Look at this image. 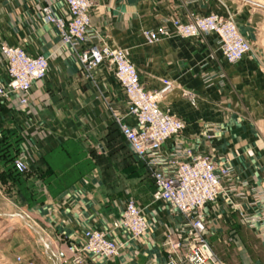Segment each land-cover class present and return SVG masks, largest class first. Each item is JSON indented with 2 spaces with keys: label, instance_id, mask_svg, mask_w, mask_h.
<instances>
[{
  "label": "crops",
  "instance_id": "1",
  "mask_svg": "<svg viewBox=\"0 0 264 264\" xmlns=\"http://www.w3.org/2000/svg\"><path fill=\"white\" fill-rule=\"evenodd\" d=\"M93 1L92 41L124 49L149 90H159L164 79L174 81L162 105L186 121L179 136L184 145L212 155L219 164L231 162L240 180L264 190V9L242 0ZM53 2L58 13H66L61 0ZM211 12L235 13L239 29L257 50L229 63L216 33L165 37L154 43L143 34L175 18L187 21ZM0 41L49 58L44 79L26 93L0 98V140L14 144L9 136L18 137L12 163L19 158L28 166L23 185L33 197L21 199L22 204L66 254L58 258L50 250L52 255L42 262L72 264L68 247L81 244L87 228H107L120 216L124 200L133 196L146 208L149 232L134 239L113 232L119 240H128L119 256H88V264H168L174 255L169 242L185 237L189 222L152 202L154 180L145 164L133 157L111 116V104L123 109L126 103L113 73L102 68L95 81L88 79L73 47L42 18L37 0H0ZM5 71L0 52V81ZM185 90L195 94V103L183 95ZM208 125L217 127L212 140L206 136ZM113 126L115 135L110 134ZM122 148L135 173L122 168L116 178L104 175L101 159L109 152L122 153ZM237 203L246 206L243 199ZM205 212L206 236L221 258L228 264H264V237L242 222L234 206L220 199Z\"/></svg>",
  "mask_w": 264,
  "mask_h": 264
},
{
  "label": "built area",
  "instance_id": "2",
  "mask_svg": "<svg viewBox=\"0 0 264 264\" xmlns=\"http://www.w3.org/2000/svg\"><path fill=\"white\" fill-rule=\"evenodd\" d=\"M45 22L52 24L62 42L71 45L76 52L85 76L95 81L102 68L109 69L121 87L126 103L123 109L111 104V116L124 137L134 158L148 168L154 183L153 203H161L173 213L189 222L186 236L169 242L172 259L168 264H180L187 260L192 264H228L213 249L206 236L205 208L224 199L238 211L242 222L264 237V190L238 178L235 166L226 161L217 163L212 155L195 153L179 138L186 129L183 118L173 115L162 105L163 98L175 88L172 80L164 79L159 90H149L142 82L135 63L122 48L105 41L91 40L93 0H61L67 11H56L53 0H37ZM245 1V0H244ZM170 25L158 29H146L143 34L149 43L165 37H199L216 33L220 39L223 57L236 63L253 52L252 42L239 29L230 14L211 12L184 21L175 18ZM0 52L6 60V75L0 81V98L26 93L34 82L44 79L49 71V58L42 54H30L22 45H10L0 41ZM193 103L195 94L183 91ZM27 103L26 98L21 99ZM216 128L208 125V140L215 138ZM15 166L26 171L27 164L17 158ZM238 199L245 200L244 208ZM150 230L145 207L133 196L123 203L121 214L107 228L90 227L83 232V242L69 246L72 264H88V256L113 259L119 256L127 239H134ZM113 232L126 235L119 240Z\"/></svg>",
  "mask_w": 264,
  "mask_h": 264
},
{
  "label": "rangeland",
  "instance_id": "3",
  "mask_svg": "<svg viewBox=\"0 0 264 264\" xmlns=\"http://www.w3.org/2000/svg\"><path fill=\"white\" fill-rule=\"evenodd\" d=\"M242 1L252 3L256 8L264 9V0ZM253 1H255V4ZM230 15L236 19L235 13L232 12ZM262 18V20H264V16ZM252 45L253 51L257 50L255 47L256 44L252 43ZM14 148L15 147H12L10 150L12 154L14 153ZM94 150L96 153L99 151L98 148H94ZM121 150L122 153L119 151L117 154L109 152L107 157L104 156V158L101 159L100 162L103 164L101 166L104 175L108 177L113 175L112 177L116 178L115 175H118L119 170L122 168L123 170L126 168L132 170L130 172L128 170L129 174L135 173L132 165L133 162L130 157L129 160H127L128 151L123 148ZM123 161H126V163ZM144 170L151 176L146 166ZM17 171L20 174H14L16 172L11 170L9 162L0 158V264H33L32 260L35 261V264H45L42 262V259H44L43 257L46 259L48 253L52 255L51 252H54L58 258L61 257L60 250L62 247L55 238L49 235L45 227L40 225L37 221H33L30 216L31 211L28 210L26 205L22 204L21 199H29L33 196L32 191H29L28 188L23 185L25 179L23 174L26 173L18 169ZM21 182L22 184H20ZM24 218L26 220H24ZM36 229L45 231L46 238L43 239L44 241L40 239ZM46 243L50 244L51 249L45 246ZM57 247L58 251H56ZM62 253L64 254L63 258H65V252L63 251Z\"/></svg>",
  "mask_w": 264,
  "mask_h": 264
},
{
  "label": "trees",
  "instance_id": "4",
  "mask_svg": "<svg viewBox=\"0 0 264 264\" xmlns=\"http://www.w3.org/2000/svg\"><path fill=\"white\" fill-rule=\"evenodd\" d=\"M116 130H117V127L113 126L110 129V134L111 135H115L114 133H116ZM9 138H12L15 143L18 141V137H16V136H13V135L11 136L10 135ZM6 139L0 140V158H3L7 162H9V166H10L11 170H14L16 172L14 174H20L17 171L15 164L13 165V163H12V161L15 158L16 152H17V148L15 147L16 144L13 142L15 144L14 145V144H12V142H9L10 140H6ZM12 147H15L14 151H13L14 152L13 154H12V151H10ZM43 159H45V158L44 157L41 158L40 161L43 160ZM13 167H14V169H13Z\"/></svg>",
  "mask_w": 264,
  "mask_h": 264
},
{
  "label": "bare ground",
  "instance_id": "5",
  "mask_svg": "<svg viewBox=\"0 0 264 264\" xmlns=\"http://www.w3.org/2000/svg\"><path fill=\"white\" fill-rule=\"evenodd\" d=\"M245 58V57H244ZM243 59V58H242ZM10 215V214H9ZM8 215V216H9ZM17 219V218H16ZM24 220H26L25 218H24ZM37 230V229H36ZM37 232H39L40 234H42L43 235V237H41L40 239L42 240V241H44L43 239H45L46 238V236H45V231H39V230H37ZM46 246V245H45Z\"/></svg>",
  "mask_w": 264,
  "mask_h": 264
},
{
  "label": "water",
  "instance_id": "6",
  "mask_svg": "<svg viewBox=\"0 0 264 264\" xmlns=\"http://www.w3.org/2000/svg\"><path fill=\"white\" fill-rule=\"evenodd\" d=\"M38 234H39V237H40V238L43 237V235L40 234L39 232H38ZM45 245H46V247H48V249H51V246H50L49 243H46ZM61 257H64V254H63L62 252H61Z\"/></svg>",
  "mask_w": 264,
  "mask_h": 264
}]
</instances>
